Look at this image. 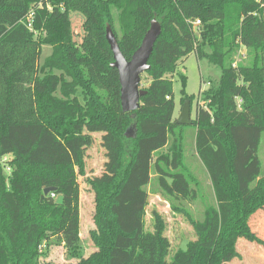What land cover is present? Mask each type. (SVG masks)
I'll list each match as a JSON object with an SVG mask.
<instances>
[{"label":"trees","instance_id":"trees-1","mask_svg":"<svg viewBox=\"0 0 264 264\" xmlns=\"http://www.w3.org/2000/svg\"><path fill=\"white\" fill-rule=\"evenodd\" d=\"M84 2L93 18L74 25L69 0H0V264H51L44 257L54 246H63L72 264H130L133 243L145 234L137 213L147 192L169 200L192 225L194 238L171 264H229L241 256L240 238L264 246L252 226L264 209V0ZM32 8L33 30L25 22ZM154 18L162 33L144 72L147 93L137 110L124 112L107 26L131 59ZM91 32L97 46L88 43ZM43 44L52 53L41 63ZM241 45L248 57L235 65ZM192 52L219 66L221 76L202 91L192 123L180 124L172 77ZM186 79L182 74L183 85ZM182 91V102L198 99ZM135 125L136 137H127ZM186 125L195 129L203 169L188 159ZM85 130L106 132L109 157L102 177L86 178L95 198L96 247L87 256L78 176L87 173L85 147L93 138ZM5 155L11 157L3 163ZM51 186L56 190L46 194ZM191 203L203 205L200 218ZM155 216L151 264H167L165 220Z\"/></svg>","mask_w":264,"mask_h":264},{"label":"rangeland","instance_id":"rangeland-1","mask_svg":"<svg viewBox=\"0 0 264 264\" xmlns=\"http://www.w3.org/2000/svg\"><path fill=\"white\" fill-rule=\"evenodd\" d=\"M69 7L74 25L81 22L87 24L92 18V12L84 0H69ZM89 13V16H88ZM89 17V18H88ZM82 24L80 26H82ZM82 29V27H81ZM82 32V31H80ZM198 34V32H196ZM91 38L88 43L90 46L98 45V35L91 32ZM88 47L87 44H84ZM52 53V46L49 44L42 45V52L40 56V62L43 63L45 58ZM248 57V48L241 45L239 50L233 54L234 64L246 59ZM182 74L187 76L186 84L183 85ZM221 76V69L219 66L210 62L207 58H199L195 52H192L186 59L180 62L176 72L173 74L174 93L176 100L175 117H180L182 108L185 101H181L183 91L188 94L196 95L198 99H195L191 108L192 120L196 117V111L199 103H203L202 91L208 89L211 85L217 83ZM96 79V75L94 74ZM102 79H107L102 77ZM149 83V77L144 73L142 75L141 85L144 88ZM110 86L112 84L109 83ZM202 100V101H201ZM201 101V102H200ZM186 149L188 150V159L194 166H198L203 169L201 161L196 155L195 149V129L192 126L186 125ZM87 132V130H85ZM106 134L105 131H94V135H91L93 142L91 145L85 147L86 157V175H79L78 181L81 186V248L84 254L87 256L93 252L96 247L92 242L90 231L94 228V211H95V198L90 184L87 182V177L97 178L106 169L105 165L109 161L108 149L103 143V137ZM188 134V135H187ZM94 136V137H93ZM259 155L263 161V173H264V140H262ZM192 165V164H191ZM193 168V167H192ZM7 172L10 169L5 167ZM194 169V168H193ZM201 170V174H202ZM151 176L153 173L151 172ZM202 180L204 188L208 198H214L212 185L209 176L203 173ZM192 212L197 219L202 216L200 210L203 209L201 203H191ZM159 213L165 220L164 236L169 243L167 264L172 263V256L174 252L179 248H185L188 239L194 238V231L189 220L179 213L175 212L171 205V202L165 199L162 195L147 192L145 204L137 215L142 220L144 225V236L140 241L134 242L131 249V263L130 264H151L157 259L155 248L156 243V230L159 227L156 216ZM252 226L258 234L264 238V209L258 212L252 220ZM152 233V235H150ZM239 249L241 256L229 264H264V246L257 242H250L245 238H240ZM138 250V252H137ZM46 262L51 264H72L75 259H70L63 246H54L50 249L49 254L44 257Z\"/></svg>","mask_w":264,"mask_h":264},{"label":"water","instance_id":"water-1","mask_svg":"<svg viewBox=\"0 0 264 264\" xmlns=\"http://www.w3.org/2000/svg\"><path fill=\"white\" fill-rule=\"evenodd\" d=\"M162 33V24L154 18L151 21L149 30L146 32L142 43L135 50L131 59H127L123 54L118 39L111 25L107 26L106 38L113 52L114 61L111 66L119 72V81L121 85V106L124 112L137 110L141 105V97L147 93L142 87V74L151 68L149 59L154 50V45L158 37ZM191 101L187 100L182 108L178 123L191 124ZM136 125L128 128L126 136L130 138L136 137ZM56 187L45 188V193L53 192Z\"/></svg>","mask_w":264,"mask_h":264},{"label":"built area","instance_id":"built-area-1","mask_svg":"<svg viewBox=\"0 0 264 264\" xmlns=\"http://www.w3.org/2000/svg\"><path fill=\"white\" fill-rule=\"evenodd\" d=\"M48 6L51 7L50 5H48ZM34 17H35V9L32 8L29 11V13L26 15V18H25L26 25L31 30H33ZM193 25H194V27L196 29H198V27L201 25V20L200 19L193 20ZM10 157H11V155H5V156H3V158L1 159V161L4 163L7 160H9ZM7 168L10 169L9 166H7Z\"/></svg>","mask_w":264,"mask_h":264},{"label":"crops","instance_id":"crops-1","mask_svg":"<svg viewBox=\"0 0 264 264\" xmlns=\"http://www.w3.org/2000/svg\"><path fill=\"white\" fill-rule=\"evenodd\" d=\"M88 132V131H87ZM89 133V132H88ZM90 135H94V132H91V133H89ZM94 137V136H93ZM86 159V158H85ZM193 164V163H192ZM105 169H106V167H105ZM106 172V170L100 175V176H97V177H102L103 176V174ZM154 176V175H153ZM151 193V192H150ZM152 194V193H151ZM158 195V194H157Z\"/></svg>","mask_w":264,"mask_h":264}]
</instances>
